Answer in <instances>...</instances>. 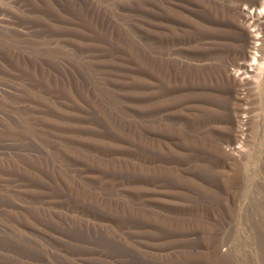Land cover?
Segmentation results:
<instances>
[{
    "label": "rangeland",
    "instance_id": "rangeland-1",
    "mask_svg": "<svg viewBox=\"0 0 264 264\" xmlns=\"http://www.w3.org/2000/svg\"><path fill=\"white\" fill-rule=\"evenodd\" d=\"M0 264H264V0H0Z\"/></svg>",
    "mask_w": 264,
    "mask_h": 264
},
{
    "label": "bare ground",
    "instance_id": "bare-ground-1",
    "mask_svg": "<svg viewBox=\"0 0 264 264\" xmlns=\"http://www.w3.org/2000/svg\"><path fill=\"white\" fill-rule=\"evenodd\" d=\"M258 12H259V10H258ZM261 12H263V11H261ZM261 12H259V14H260ZM261 15H262V14H261Z\"/></svg>",
    "mask_w": 264,
    "mask_h": 264
}]
</instances>
